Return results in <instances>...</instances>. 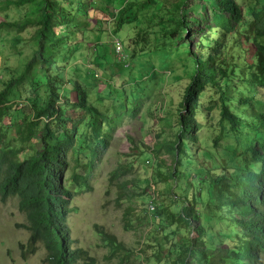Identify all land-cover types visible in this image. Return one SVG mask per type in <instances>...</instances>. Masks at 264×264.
I'll use <instances>...</instances> for the list:
<instances>
[{
    "label": "trees",
    "instance_id": "trees-1",
    "mask_svg": "<svg viewBox=\"0 0 264 264\" xmlns=\"http://www.w3.org/2000/svg\"><path fill=\"white\" fill-rule=\"evenodd\" d=\"M152 1L133 0L132 4L117 10L115 20L125 24L136 22L135 13H127L131 5L142 9L153 6L155 10L149 20H157L164 37L186 46V59L192 64V72L185 84L181 76H172V83L183 84L182 93L173 112L157 118L167 122L172 134L140 154H144L142 161L152 168L153 180L161 186L165 183L168 191L163 192V199L149 215L153 229L142 240L144 249L139 253L145 264H150L153 257L163 264H264V96L258 92V88H264V0L247 5L245 10L235 0H163L162 7ZM0 4L17 9L34 7L17 19H2L0 30L19 33L33 28L30 37L35 46L24 73L9 78L0 91V200L17 198V208L25 214L26 224L17 225L29 232L27 252H21L23 257L26 253L33 254L37 244H41L46 250L42 264H95L86 249L75 245L67 222L73 210L70 197L74 195L67 184L79 180L83 186L88 183L76 172L69 180L61 181V175L69 160L85 173H91L96 157L109 147L114 126L123 124L124 118L138 117L144 100L130 96L129 106L114 113L112 104L120 98L121 87L108 84L95 94V102L105 103L109 100L107 93H115L106 118L80 85L66 83L65 71L76 68L75 65L68 67V61L84 42L87 30V23L78 28L75 22L76 16L85 13L80 0L74 3L72 0H2ZM194 7L199 10L195 11ZM181 10L183 19L178 16L165 23L164 13H180ZM169 25L173 28L169 29ZM120 32L118 25L110 33L105 30L106 39H116L123 44V58L115 59L118 71L127 68L135 57L149 53L144 48L149 44L144 33L131 37ZM194 35L196 39L193 38L191 44ZM240 35L242 42H236ZM103 41L105 39L99 43ZM249 44L253 47L251 61H246L242 67L236 62L235 49L247 55ZM97 51V48L91 50L88 64L100 65L95 63L101 60ZM98 71L99 68L86 67L85 74L96 76ZM28 73H32L28 95L37 94L41 89L44 92L38 104H20L21 100L29 99L20 94L13 99L8 96ZM153 73L156 72L150 69L147 74ZM232 81L237 82L236 91L245 94L237 103L251 108L253 114L235 113L229 107L231 96L227 87ZM240 81H245L242 87H238ZM67 85L75 94L74 101L65 98V105L56 104ZM207 90L211 92L207 96L209 101L201 106L200 97ZM12 106L23 114L22 119L28 115L33 117L31 125L37 126L41 123L38 120L45 118L42 129L46 135L41 136L31 128L23 135L20 121L11 112ZM64 106L69 107L68 114ZM163 107L157 105L156 110L163 111ZM214 119V125L221 122L229 125L231 134L224 133V138L231 137L234 142L225 146L226 161L210 167L192 159L189 152L202 143L199 130ZM110 121V130L102 131ZM7 128H12L15 137H19V148L6 139ZM218 128L221 130L220 126ZM33 141H38L40 148L33 149ZM163 154H167L170 164L161 157ZM79 187L77 184L74 189ZM215 217L228 222L233 229L231 236L211 229L210 221ZM202 220L206 226L201 224ZM180 230L184 232L182 237ZM99 232L100 239L113 248L112 253L125 251L114 235Z\"/></svg>",
    "mask_w": 264,
    "mask_h": 264
},
{
    "label": "rangeland",
    "instance_id": "rangeland-1",
    "mask_svg": "<svg viewBox=\"0 0 264 264\" xmlns=\"http://www.w3.org/2000/svg\"><path fill=\"white\" fill-rule=\"evenodd\" d=\"M76 1L72 0L73 3ZM126 1L80 0L85 13L80 17L76 16L75 22L78 28L87 23V30L83 35L85 40L77 47L68 61V67L75 65L76 68L65 71L66 83L80 85V88L89 94L90 102L95 106H100L99 110L105 114L106 118H108L106 114L109 112L111 99L115 93H107L109 100L105 103L95 102V94L108 84H117L121 87L120 98L115 99L112 104L114 113L125 110L131 102V97H139L140 100L141 98L144 100L138 117L135 119L124 118L123 124L119 123L114 126L109 147L96 157L91 173H85L82 167H77L73 160H69V165L61 175V181L69 180L72 178V174L76 172L81 177H85L88 183V185L83 186L79 180L67 184L74 194L70 197L73 210L68 214L67 222L71 228V237L75 240V245L86 249L88 254L95 259V264H145L139 250L144 249L141 242L153 229L151 226L153 220L151 216L149 217L150 213L147 212L146 204L149 196L152 195H155L156 198L160 197L158 202L161 201L160 199H163L164 196L163 192H167L168 189L165 183H162L161 186V183H156L153 180L152 168L147 166L143 162L144 160L142 161L145 156L140 154L143 151H148L158 140L161 141L172 134L167 122L158 121L157 118L166 117L173 112L175 103L182 93L183 84L172 83V76L174 74L181 76L185 84L190 72H192V64L186 59V46L172 42L173 39L169 37H164L159 31V25L155 22L157 20H149V16L155 10L153 6L150 9H142L131 5V9L127 13H135L136 22L125 24V22L115 20L117 10L132 4L133 0ZM161 1L163 0H153L152 3H159L158 7H162ZM235 1L239 2L245 10L247 5L249 7L252 4L256 5L261 0ZM33 9L32 6L31 8L25 6L19 9L11 6L6 8L0 4V21L4 18L17 19L28 14L29 10L30 12L33 11ZM193 9L199 10L197 7ZM178 16L183 19L184 12L182 10L180 13L179 11H170L162 15L165 23L176 20ZM244 18L249 20L248 17ZM200 21L203 23V20ZM133 24H136L137 27L132 28ZM117 25L121 34L134 37L144 33L149 41V44L144 47L149 53L135 57L130 65L128 63L129 66L122 71H118L116 68L118 61L115 59L118 57L122 59L123 53L114 51L111 43L112 38L106 39L105 33V30L110 33ZM168 28L171 29L173 26L169 25ZM32 33L33 28H27L19 33L0 30V91L3 90L5 81L9 78H17L24 73L25 66L31 60L35 50L30 37ZM109 36L111 37V35ZM193 38L195 35L191 41ZM103 39L105 41L99 43V40L102 41ZM238 40L242 42L241 35L236 38V42ZM241 44L244 47V44ZM102 46L105 49H102ZM248 47L250 52L247 55L241 53L238 48L235 49L236 62L242 67L246 61H251L250 55L253 52V47L250 44ZM94 48L98 49L97 53L99 52V57H101V60L95 62L96 64L100 63L98 66L88 64L90 52ZM86 67L90 69L99 68L100 71L96 73V76L85 74ZM138 69H142V71H138ZM150 69L156 73L148 75ZM170 71L172 72L170 73ZM240 71L242 72L243 68ZM31 76L32 73L25 75L8 96L13 99V96L17 98V95L20 94L23 98H29L27 102L21 100L20 104H23L22 102L26 104L40 103L44 98L42 89L37 94L34 92L28 95L27 93ZM120 76L125 79L121 80ZM240 82L238 87H242L245 83V81ZM167 84L171 85L168 87ZM236 85L237 82L232 81L227 87V93L231 96L229 107L235 113L253 114L251 108L248 109L237 103L238 98L244 97L245 94L237 92ZM258 89V92L264 96V88ZM70 91L69 85L64 87L60 94V100L56 104L65 105L66 102L63 103L65 98H69L73 102L75 94ZM126 93L128 95H125ZM210 93V90H207V93L200 97L201 106H206L209 101L207 96ZM157 105H164L163 111H157ZM64 107L67 108L66 113L68 114L70 112L69 107ZM11 112L20 121L23 135L27 133L29 128L41 136L46 135V131L42 129L43 123L47 121L45 118L41 117V120H38L41 123L34 126L31 125L34 121L33 117L28 115L26 119H22L23 114L19 112L17 107L12 106ZM169 118L172 120V115H169ZM214 118L216 119L215 116ZM215 119L211 123H205L199 133L197 132L202 143L196 148L193 147L189 152L192 159L196 158L199 163L210 167L220 166L226 161L225 146L234 142L231 137L224 138V133L231 134L229 125L226 122L214 125ZM13 126L14 124L11 125L12 128ZM110 126L111 121L102 131L110 130ZM218 126L221 127V130ZM12 128H7L6 139L15 142L14 144L19 148V137H15V131ZM216 138L217 144L215 145ZM89 141L90 144H93L92 138ZM33 142L31 143L33 149L40 148L38 141ZM24 143L25 146H28L27 142ZM70 156L71 154L68 158ZM161 157L166 159L167 164H170L167 154H163ZM73 159H75L74 156ZM77 184L80 187L75 190ZM17 203L18 199L15 197H10L5 202L0 200V264H42L46 250L41 244H37V250L33 254L26 253L25 257L22 256L23 250L27 252L29 232L25 228L17 226L27 222L25 214L18 210ZM210 223L213 231L221 230L224 234L231 236L233 229L223 218L215 217ZM201 224L206 226L203 220ZM101 230L114 235L123 244L125 251L112 253L113 248L100 239L99 231ZM180 232L179 236L182 237L184 232L182 230ZM20 244H23L24 247L20 248ZM147 253L150 252L147 251ZM150 264H163V261L159 263L153 257Z\"/></svg>",
    "mask_w": 264,
    "mask_h": 264
},
{
    "label": "built area",
    "instance_id": "built-area-1",
    "mask_svg": "<svg viewBox=\"0 0 264 264\" xmlns=\"http://www.w3.org/2000/svg\"><path fill=\"white\" fill-rule=\"evenodd\" d=\"M113 43L115 45L116 52H121L122 51L121 43L118 40H114ZM155 200H156L155 195L149 196V200L147 203V208L149 212H152L155 209Z\"/></svg>",
    "mask_w": 264,
    "mask_h": 264
},
{
    "label": "clouds",
    "instance_id": "clouds-1",
    "mask_svg": "<svg viewBox=\"0 0 264 264\" xmlns=\"http://www.w3.org/2000/svg\"><path fill=\"white\" fill-rule=\"evenodd\" d=\"M114 40H116V39H112V46H113L114 51H116V50H115V45H114V43H113ZM119 42H120V41H119ZM120 43H121V45H122V51H121V52L123 53V44H122V42H120ZM158 199H159V198H156V200H155V209L157 208V205H158ZM147 203H148V202H147ZM146 208H147V204H146ZM155 209H154V210H155ZM154 210H153V211H154ZM153 211H152V212H153ZM147 212H148V213H151V212L148 211V208H147Z\"/></svg>",
    "mask_w": 264,
    "mask_h": 264
}]
</instances>
